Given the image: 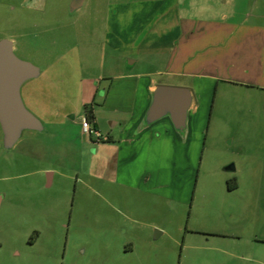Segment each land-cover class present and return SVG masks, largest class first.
<instances>
[{"label": "rangeland", "instance_id": "1", "mask_svg": "<svg viewBox=\"0 0 264 264\" xmlns=\"http://www.w3.org/2000/svg\"><path fill=\"white\" fill-rule=\"evenodd\" d=\"M72 2L0 0V41L40 69L21 94L44 125L10 150L0 126V264H264V89L160 74L178 37L162 0ZM171 3L264 15V0ZM141 72L194 93L187 135L131 130L144 93L118 76Z\"/></svg>", "mask_w": 264, "mask_h": 264}, {"label": "crops", "instance_id": "2", "mask_svg": "<svg viewBox=\"0 0 264 264\" xmlns=\"http://www.w3.org/2000/svg\"><path fill=\"white\" fill-rule=\"evenodd\" d=\"M85 1L81 0V6ZM171 1L162 0L165 6L162 17L167 22L170 16L178 13V37L160 74L171 77H190L193 81H206L212 84L224 82L236 86L251 85L264 89V15L261 16L260 12L247 14L240 21L233 14L231 16L222 14L219 18L206 20L191 19L180 16L179 8L175 7ZM223 60L224 64L228 62L227 70L224 66H220ZM136 63V60L132 62L133 65ZM150 75L141 72L118 76L124 79H135L136 89L144 93L143 100L138 105L137 101L133 106V119L128 122L133 123L131 130L142 129L147 125L145 115L152 103L153 93L157 87L164 86L150 79ZM144 77H146L145 83L142 81ZM194 96L193 93V104L187 117V130L184 132L186 135L189 131L190 114L195 104ZM161 120L169 121L174 129L169 117Z\"/></svg>", "mask_w": 264, "mask_h": 264}, {"label": "water", "instance_id": "3", "mask_svg": "<svg viewBox=\"0 0 264 264\" xmlns=\"http://www.w3.org/2000/svg\"><path fill=\"white\" fill-rule=\"evenodd\" d=\"M81 5V0H73L71 10ZM40 74L39 68L15 55L11 41H0V126L7 150L17 144L25 131H44L43 123L26 108L21 94L22 86ZM192 104L193 93L190 89L159 86L153 93L145 123L152 125L169 117L176 131L186 132Z\"/></svg>", "mask_w": 264, "mask_h": 264}, {"label": "built area", "instance_id": "4", "mask_svg": "<svg viewBox=\"0 0 264 264\" xmlns=\"http://www.w3.org/2000/svg\"><path fill=\"white\" fill-rule=\"evenodd\" d=\"M82 126H83V132L85 134H88V135H92L93 134V131L91 129V122H89L88 120H83L82 122ZM96 135L100 138V134L98 132H96Z\"/></svg>", "mask_w": 264, "mask_h": 264}, {"label": "trees", "instance_id": "5", "mask_svg": "<svg viewBox=\"0 0 264 264\" xmlns=\"http://www.w3.org/2000/svg\"><path fill=\"white\" fill-rule=\"evenodd\" d=\"M86 120H88L91 123H94V121L90 118V116H87ZM110 139L108 138L107 141H109Z\"/></svg>", "mask_w": 264, "mask_h": 264}, {"label": "flooded vegetation", "instance_id": "6", "mask_svg": "<svg viewBox=\"0 0 264 264\" xmlns=\"http://www.w3.org/2000/svg\"><path fill=\"white\" fill-rule=\"evenodd\" d=\"M7 40V39H6ZM10 41V40H9ZM13 43V42H12ZM13 51H14V47H13ZM15 53V52H14Z\"/></svg>", "mask_w": 264, "mask_h": 264}]
</instances>
